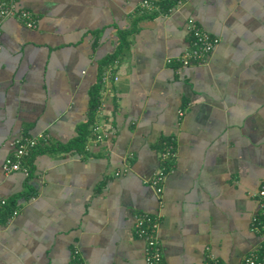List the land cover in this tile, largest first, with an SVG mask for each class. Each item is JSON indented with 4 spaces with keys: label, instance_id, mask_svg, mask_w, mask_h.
<instances>
[{
    "label": "crops",
    "instance_id": "crops-1",
    "mask_svg": "<svg viewBox=\"0 0 264 264\" xmlns=\"http://www.w3.org/2000/svg\"><path fill=\"white\" fill-rule=\"evenodd\" d=\"M16 0L0 25V264H145L135 215L154 216L161 264H241L264 185V0ZM191 20L218 38L179 66ZM167 59H169L167 61ZM87 126L89 89L98 80ZM35 139L5 173L18 139ZM165 145L173 154L161 159ZM160 170L156 192L150 184Z\"/></svg>",
    "mask_w": 264,
    "mask_h": 264
},
{
    "label": "built area",
    "instance_id": "built-area-1",
    "mask_svg": "<svg viewBox=\"0 0 264 264\" xmlns=\"http://www.w3.org/2000/svg\"><path fill=\"white\" fill-rule=\"evenodd\" d=\"M15 2L16 0H0V25L5 19L11 17L21 21L26 27H33L34 17L32 13L28 10L17 8ZM154 2L155 0H142L141 6L149 11L157 9ZM186 29L190 35L189 44L175 59L179 66L202 64L207 61L208 56L218 42V38L191 20L187 22ZM89 131L94 136L95 141H101L103 131L98 123L93 121ZM35 144V139L23 138L16 140L11 156L6 157L1 163L3 172L8 173L20 170L27 174L26 167L21 165L20 159L27 157L30 149ZM172 154V146L165 145L161 153V159L172 156ZM162 175L163 171L160 170L153 176L150 182L156 192L160 191L158 183ZM254 197L256 211L249 218L248 225L249 230L257 235V241L245 253L241 264H264V185H261L257 189ZM0 203L3 204L4 201L2 200ZM13 214L14 211H11L9 216L11 217ZM157 225L158 221L156 218L149 214L139 213L134 217L133 231L136 237L144 242L143 260L145 264H161L162 252L156 235ZM69 264H83L78 257V251L76 249L72 250ZM205 264L218 263L213 257H210L209 261Z\"/></svg>",
    "mask_w": 264,
    "mask_h": 264
},
{
    "label": "trees",
    "instance_id": "trees-1",
    "mask_svg": "<svg viewBox=\"0 0 264 264\" xmlns=\"http://www.w3.org/2000/svg\"><path fill=\"white\" fill-rule=\"evenodd\" d=\"M183 0H155V5L157 6L156 11H152L153 14H162L165 15L168 11L175 7L176 5L180 4ZM101 83V74L98 77V80L90 87L89 89V104H88V113H87V120L85 123L80 124L76 127L77 136L75 137V142L83 143L88 135L87 126L91 124L92 115L96 109L98 104V89ZM11 213V209L8 205H4L0 207V220L5 219Z\"/></svg>",
    "mask_w": 264,
    "mask_h": 264
}]
</instances>
